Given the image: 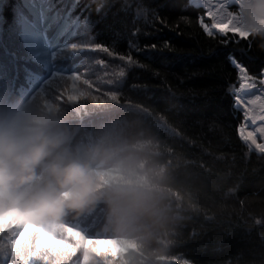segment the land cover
I'll use <instances>...</instances> for the list:
<instances>
[{
	"label": "trees",
	"instance_id": "16d2710c",
	"mask_svg": "<svg viewBox=\"0 0 264 264\" xmlns=\"http://www.w3.org/2000/svg\"><path fill=\"white\" fill-rule=\"evenodd\" d=\"M103 2L0 0V121L61 136L62 149L89 159L97 199L115 159L142 164L156 185L155 215L138 232L120 231L102 200L46 227L92 238L72 233L88 264H264V153L239 138L240 73L226 58L244 45L225 50L226 37L206 34L204 10L189 0H135L130 12ZM121 18L125 26H112ZM248 40L244 62L260 85L264 41ZM94 146L104 151L90 159Z\"/></svg>",
	"mask_w": 264,
	"mask_h": 264
},
{
	"label": "clouds",
	"instance_id": "9594fccd",
	"mask_svg": "<svg viewBox=\"0 0 264 264\" xmlns=\"http://www.w3.org/2000/svg\"><path fill=\"white\" fill-rule=\"evenodd\" d=\"M243 23L264 41V0H244ZM63 138L44 126L18 129L0 121V223L6 217L50 222L94 202L96 180L89 159L61 148ZM102 146L90 149V159ZM105 193L109 220L120 231L138 232L155 215L157 189L149 169L128 156L112 162Z\"/></svg>",
	"mask_w": 264,
	"mask_h": 264
},
{
	"label": "snow or ice",
	"instance_id": "6c2138e0",
	"mask_svg": "<svg viewBox=\"0 0 264 264\" xmlns=\"http://www.w3.org/2000/svg\"><path fill=\"white\" fill-rule=\"evenodd\" d=\"M111 2L115 4L117 0H104L106 5ZM121 8H127L128 12L132 10L135 0H118ZM195 0H193V3ZM212 3L211 0H204L200 5L204 9L199 18V24L203 31L212 36L214 32L226 37L222 43L225 50H228V45L235 41L236 43H242L243 48L228 50L227 60L234 68L238 70L239 75V87L236 89V94L233 97L234 106L238 107L244 117H248L249 112L252 111L243 98L239 95L240 90L251 89L256 91L255 83H248V81H255L256 76L250 75L248 72V66L244 62V58L252 59L249 53H252L254 47L249 43L248 35L240 32L238 29L231 27L230 22H219V17L223 15L217 4ZM227 6L226 4L224 5ZM120 17V12L115 14ZM204 17L210 18L212 21L211 26L205 22ZM156 18L163 20L160 13L156 11ZM121 23L125 26V21L117 19L113 22L112 26H118ZM123 26V28H124ZM123 28L120 31L119 36L123 32ZM230 34L231 38H227ZM77 46L72 45L75 49ZM151 50L156 49V45L150 46ZM148 49L138 51H146ZM259 56L264 57V51L259 52ZM120 60L126 61L128 64H134L131 55H121ZM259 67V84L264 88V60L260 61ZM119 75H124V68L121 67ZM264 111V109H262ZM264 123V117H261L259 121ZM237 133L241 141H243L249 149H255L258 153H264V142H258V140H264V128L257 129L256 132L248 131L245 134L243 127H237ZM50 222H41L26 220L19 217H6L2 223H0V258L3 260V264H88L89 256L81 255L84 245L75 239L72 235L73 232L79 233L80 237H83V233L79 229H71L70 225H64L63 234H58V231L49 229L46 227ZM39 230V231H37ZM84 239H92L89 237H83ZM84 251H89L84 249ZM93 255L103 256L104 253L101 249H97Z\"/></svg>",
	"mask_w": 264,
	"mask_h": 264
},
{
	"label": "rangeland",
	"instance_id": "374dc122",
	"mask_svg": "<svg viewBox=\"0 0 264 264\" xmlns=\"http://www.w3.org/2000/svg\"><path fill=\"white\" fill-rule=\"evenodd\" d=\"M190 1L192 2L193 0H190ZM203 2H204V0H195L194 4H202ZM211 2L216 3L217 0H211ZM243 3H244V0H220V3L217 4V8L220 9V11L223 13V15L221 17H219L218 19H219V22H221V23H223L225 21L230 22L231 27L238 29L242 33H246L247 35H249L250 32L247 30L246 26L243 23V16H242V12H241V9L243 7ZM225 4L227 5L226 7L224 6ZM204 20L206 23L209 24V26H211L212 21L210 20V18L204 17ZM213 34H219V33L214 32ZM219 35H221V34H219ZM257 82L259 83V80ZM250 83H252V82H250ZM251 93L254 94V96L253 95L251 96V98L254 97V100H255V97L258 96V98H257L258 103L255 104L254 107H258L259 105H261L260 107H258L256 109V111L258 110L259 114L264 116V112L261 111V109H264V88H262L260 85L256 84V91L254 92L252 90ZM235 94H236V92H235ZM239 95L243 97V95L240 91H239ZM244 97H246V96H244ZM255 102H256V100H255ZM249 108L252 109V111L249 112L248 117L243 116L244 119H243V122L240 126V127L244 128L245 134L248 131L256 132L257 130H253V129H255L260 124H262L261 122H259V125H254L252 127L248 126V125H250V120H251L250 118L253 119L252 115L254 114L253 111L255 109V108H253L252 104L250 105ZM260 120L261 119H259L258 121H260ZM258 142H264V140H258ZM251 151L256 152V150L254 148L251 149Z\"/></svg>",
	"mask_w": 264,
	"mask_h": 264
},
{
	"label": "bare ground",
	"instance_id": "6f19581e",
	"mask_svg": "<svg viewBox=\"0 0 264 264\" xmlns=\"http://www.w3.org/2000/svg\"><path fill=\"white\" fill-rule=\"evenodd\" d=\"M254 96V94L253 93H250V94H248V95H246V97H242L243 98V101L245 102V104L248 106V107H250V105L252 104L253 105V108H255L254 109V114L252 115V117H253V119L252 118H250L251 119V121H254V122H256V123H258L259 124V119H261V117H264L263 115H261V114H259V111L257 110L256 111V109L258 108V107H260L261 105H259L258 107H254V105L255 104H257L258 103V96H256L255 97V100H256V102H255V100H254V97L253 98H251V96ZM263 108V107H262ZM260 109V108H259ZM261 111H262V109H261ZM264 112V111H263ZM263 128H264V123H262V124H260Z\"/></svg>",
	"mask_w": 264,
	"mask_h": 264
},
{
	"label": "water",
	"instance_id": "95a60500",
	"mask_svg": "<svg viewBox=\"0 0 264 264\" xmlns=\"http://www.w3.org/2000/svg\"><path fill=\"white\" fill-rule=\"evenodd\" d=\"M249 90H250V89H244V90H242V92H243L244 94H247V93L249 92Z\"/></svg>",
	"mask_w": 264,
	"mask_h": 264
}]
</instances>
